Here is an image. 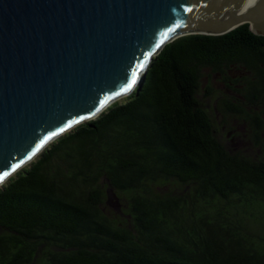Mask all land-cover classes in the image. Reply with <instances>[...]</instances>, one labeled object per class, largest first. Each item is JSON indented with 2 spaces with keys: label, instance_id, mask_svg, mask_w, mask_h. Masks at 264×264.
Instances as JSON below:
<instances>
[{
  "label": "trees",
  "instance_id": "16d2710c",
  "mask_svg": "<svg viewBox=\"0 0 264 264\" xmlns=\"http://www.w3.org/2000/svg\"><path fill=\"white\" fill-rule=\"evenodd\" d=\"M150 59L0 185V264H264V149L233 152L198 99L205 68L234 66L264 97V34H181Z\"/></svg>",
  "mask_w": 264,
  "mask_h": 264
},
{
  "label": "water",
  "instance_id": "95a60500",
  "mask_svg": "<svg viewBox=\"0 0 264 264\" xmlns=\"http://www.w3.org/2000/svg\"><path fill=\"white\" fill-rule=\"evenodd\" d=\"M245 22L264 34V0H0V185L133 91L164 43Z\"/></svg>",
  "mask_w": 264,
  "mask_h": 264
},
{
  "label": "rangeland",
  "instance_id": "374dc122",
  "mask_svg": "<svg viewBox=\"0 0 264 264\" xmlns=\"http://www.w3.org/2000/svg\"><path fill=\"white\" fill-rule=\"evenodd\" d=\"M201 75L198 99L210 112L221 142L233 152L260 156L264 149V97L250 91L254 78L249 71L235 66L224 72L205 68ZM104 195L106 211L122 215L124 198L109 188Z\"/></svg>",
  "mask_w": 264,
  "mask_h": 264
},
{
  "label": "snow or ice",
  "instance_id": "6c2138e0",
  "mask_svg": "<svg viewBox=\"0 0 264 264\" xmlns=\"http://www.w3.org/2000/svg\"><path fill=\"white\" fill-rule=\"evenodd\" d=\"M135 78H133V80H134ZM129 88L130 87H132V85L131 84H129V86H128ZM4 177L3 176H0V180H2Z\"/></svg>",
  "mask_w": 264,
  "mask_h": 264
}]
</instances>
